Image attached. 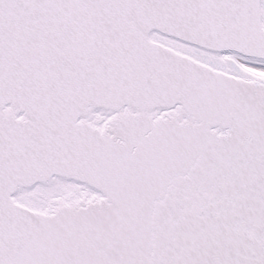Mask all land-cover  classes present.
Listing matches in <instances>:
<instances>
[{
    "label": "snow or ice",
    "instance_id": "1",
    "mask_svg": "<svg viewBox=\"0 0 264 264\" xmlns=\"http://www.w3.org/2000/svg\"><path fill=\"white\" fill-rule=\"evenodd\" d=\"M0 264H264V0H0Z\"/></svg>",
    "mask_w": 264,
    "mask_h": 264
}]
</instances>
